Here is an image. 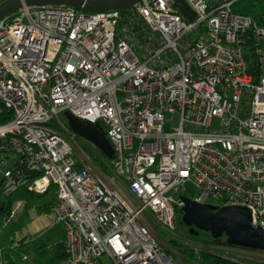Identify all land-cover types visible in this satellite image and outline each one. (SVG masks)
<instances>
[{
    "label": "built area",
    "instance_id": "2783aa9c",
    "mask_svg": "<svg viewBox=\"0 0 264 264\" xmlns=\"http://www.w3.org/2000/svg\"><path fill=\"white\" fill-rule=\"evenodd\" d=\"M186 1L192 20L174 0L103 13L33 7L0 20L1 191L54 196L59 264H186L161 237L184 198L246 207L264 229V29L234 13L240 0ZM65 112L105 134L114 155L104 167L77 152L80 140L98 148ZM229 248L264 264L263 251Z\"/></svg>",
    "mask_w": 264,
    "mask_h": 264
},
{
    "label": "water",
    "instance_id": "95a60500",
    "mask_svg": "<svg viewBox=\"0 0 264 264\" xmlns=\"http://www.w3.org/2000/svg\"><path fill=\"white\" fill-rule=\"evenodd\" d=\"M145 0H8L0 4V20L33 7L62 6L85 13H103L113 10H129L141 5ZM176 6L189 19L194 12L186 0H174ZM65 119L71 131L81 139L89 141L108 159L114 151L99 126L83 123L70 113ZM183 224L190 229V235L201 232L211 235L213 240L223 237L229 247L264 252V229L252 226V212L246 207L230 206L217 209L211 205H201L184 198Z\"/></svg>",
    "mask_w": 264,
    "mask_h": 264
},
{
    "label": "rangeland",
    "instance_id": "374dc122",
    "mask_svg": "<svg viewBox=\"0 0 264 264\" xmlns=\"http://www.w3.org/2000/svg\"><path fill=\"white\" fill-rule=\"evenodd\" d=\"M248 4H250V2H248ZM246 10L248 11L247 14L251 16H255L260 13L258 7L252 10L249 5H245V11ZM173 125L176 126L177 122L173 121ZM80 141L86 143V141ZM82 142H73L77 148V152L95 148L91 145H88L90 147L88 148L86 145H83ZM81 156L84 157L82 153ZM0 169H4V167H0ZM1 179L2 175L0 174V180ZM52 198V195L41 197L40 199L32 197L30 198L28 205H25L24 209L12 218L11 214L14 205L18 202H24L26 204V198L25 200H22L19 198L18 194L12 197V207L10 213L7 215L0 214V250L3 251L6 261L11 264L17 261L18 264H21L20 258L24 255L29 258L28 264H34L33 261L35 252L32 247L33 243L38 242L52 248L55 243L61 241L62 232L60 228L55 225L53 212L47 213V205L50 203ZM182 218V215L177 217L176 229L173 233L166 234L165 236L161 235V237L177 241L178 243L190 247L191 249L203 251L204 253L214 255L221 259L231 260L233 257L236 261H241V263L246 264L242 261V259L237 258V252L235 249L229 248L228 246H215L210 243L211 240H213L210 234L201 232L198 236L190 235V229L183 224ZM222 239L226 240L224 237ZM166 246L169 247V251L175 257H178L184 263H193V261L188 259V256L184 255L176 248L168 244H166ZM239 257L244 258L243 256ZM103 264L113 263L110 260L103 259Z\"/></svg>",
    "mask_w": 264,
    "mask_h": 264
},
{
    "label": "trees",
    "instance_id": "16d2710c",
    "mask_svg": "<svg viewBox=\"0 0 264 264\" xmlns=\"http://www.w3.org/2000/svg\"><path fill=\"white\" fill-rule=\"evenodd\" d=\"M250 2V4H248ZM245 5H249L250 9L254 10L255 8H259L260 13L251 16L248 13V11H245ZM234 13L245 15L250 17L261 29H264V0H240L238 3L234 5ZM244 43V49L246 51L247 59L250 62V70L253 72H256V60L254 55L255 45L256 42L253 38L252 33H247L246 36L243 38ZM10 118L2 120L1 124H5L9 121ZM90 148V147H88ZM98 167H104L107 158L98 150V149H91L84 150L83 151ZM1 180H0V214L7 215L11 211V201L12 197H5L2 194L1 191ZM19 195V198L22 200L26 198V206L30 202V198L35 197L37 199H40L42 196H37L34 194H31L27 190H20L15 195ZM13 195V196H15ZM52 200L47 205V213L53 212V208L55 205V198L52 195ZM28 201V202H27ZM6 207V208H5ZM60 228V227H58ZM62 231V230H61ZM63 234V232H62ZM64 238V236H63ZM166 244L176 248L180 252H182L184 255L188 256V259L193 261L196 264H244V263H236L229 259H221L219 257H216L211 254L204 253L203 251H199L196 249H191L190 247H187L185 245H182L178 243L177 241L168 240L166 238H163ZM215 246H228L226 243V240L220 239V240H211V242ZM33 251L34 253V264H59L61 262H64L67 259V253L64 246L63 239L61 241H58L55 243L52 248L47 247L43 244H40L38 242L33 243ZM1 260V259H0Z\"/></svg>",
    "mask_w": 264,
    "mask_h": 264
},
{
    "label": "crops",
    "instance_id": "0c3cea01",
    "mask_svg": "<svg viewBox=\"0 0 264 264\" xmlns=\"http://www.w3.org/2000/svg\"><path fill=\"white\" fill-rule=\"evenodd\" d=\"M1 167V166H0ZM61 230V229H60ZM62 232V231H61ZM63 239V234H62V238L60 239V240H62Z\"/></svg>",
    "mask_w": 264,
    "mask_h": 264
}]
</instances>
